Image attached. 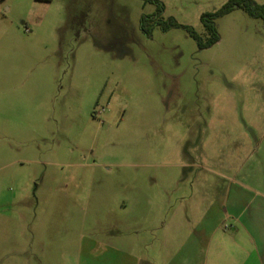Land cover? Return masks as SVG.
I'll use <instances>...</instances> for the list:
<instances>
[{"label":"rangeland","instance_id":"1","mask_svg":"<svg viewBox=\"0 0 264 264\" xmlns=\"http://www.w3.org/2000/svg\"><path fill=\"white\" fill-rule=\"evenodd\" d=\"M159 1L0 0V264H264V20Z\"/></svg>","mask_w":264,"mask_h":264},{"label":"trees","instance_id":"2","mask_svg":"<svg viewBox=\"0 0 264 264\" xmlns=\"http://www.w3.org/2000/svg\"><path fill=\"white\" fill-rule=\"evenodd\" d=\"M145 2L157 5V12L155 14L142 17V29L145 33L150 35L153 25L161 23L160 20L164 12V5L159 0H145ZM236 10H242L254 19L264 20V4H258L254 0H228L219 10L201 16V22L207 32L206 40H204L193 28L179 25L174 19H169L167 22L163 23L167 25L164 26V29L166 30L168 27L172 26L184 28L189 33L190 37L196 42L198 48L204 50L214 46L220 40L215 21Z\"/></svg>","mask_w":264,"mask_h":264},{"label":"crops","instance_id":"3","mask_svg":"<svg viewBox=\"0 0 264 264\" xmlns=\"http://www.w3.org/2000/svg\"><path fill=\"white\" fill-rule=\"evenodd\" d=\"M2 11V8L0 6V13ZM8 31V32H7ZM0 35L2 39L8 40L9 39V30L8 29H0ZM3 70V71H2ZM4 69L2 68L0 71V98L3 96L4 93V88L6 85H9L10 87V92L11 95H13L15 93V91H18V88L15 89L14 83H15V78L13 76H5L4 75ZM12 102H14V100H12ZM17 105V103H16ZM3 106V102H0V108ZM13 107H15V104L13 103ZM13 112H15V110L13 109Z\"/></svg>","mask_w":264,"mask_h":264},{"label":"built area","instance_id":"4","mask_svg":"<svg viewBox=\"0 0 264 264\" xmlns=\"http://www.w3.org/2000/svg\"><path fill=\"white\" fill-rule=\"evenodd\" d=\"M25 32L28 33L29 32V29L26 28Z\"/></svg>","mask_w":264,"mask_h":264}]
</instances>
